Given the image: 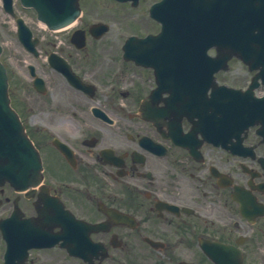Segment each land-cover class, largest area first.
<instances>
[{
    "label": "flooded vegetation",
    "instance_id": "obj_1",
    "mask_svg": "<svg viewBox=\"0 0 264 264\" xmlns=\"http://www.w3.org/2000/svg\"><path fill=\"white\" fill-rule=\"evenodd\" d=\"M157 1L80 0V17L59 30L23 17L30 49L14 19L2 27L10 103L40 152L43 181L27 190L0 184V264H214L202 243L230 244L242 264H264L256 127L214 143L194 138L197 118L178 119L165 94L141 107L154 69L123 47L159 31ZM217 1L196 6L202 25L228 15L231 0ZM239 2L264 15V0ZM98 23L108 25L101 34ZM254 73L233 57L217 78L245 88Z\"/></svg>",
    "mask_w": 264,
    "mask_h": 264
},
{
    "label": "water",
    "instance_id": "obj_2",
    "mask_svg": "<svg viewBox=\"0 0 264 264\" xmlns=\"http://www.w3.org/2000/svg\"><path fill=\"white\" fill-rule=\"evenodd\" d=\"M24 6L33 7L37 18L49 28H59L70 23L79 12L78 0H20ZM7 11L12 12V0H3ZM182 27H194V0H182ZM20 39L29 37L22 19L17 18ZM264 134V131H261ZM36 152L27 139L17 115L9 105L5 69L0 63V176L15 171L14 179L39 167ZM35 181L37 178L34 179ZM216 260H220L216 258ZM223 264V263H221Z\"/></svg>",
    "mask_w": 264,
    "mask_h": 264
},
{
    "label": "rangeland",
    "instance_id": "obj_3",
    "mask_svg": "<svg viewBox=\"0 0 264 264\" xmlns=\"http://www.w3.org/2000/svg\"><path fill=\"white\" fill-rule=\"evenodd\" d=\"M14 7H15V10L18 13L23 14L27 19H29L31 21L32 24H35L34 19L32 18L33 17V12L31 10H27V9L21 8L19 6V3H18L17 0H15ZM9 19H10L9 15H7L2 10L1 0H0V36H1V29H2V27H4V26H10L11 25V22H9ZM140 262H141V264H146V261L145 260H140Z\"/></svg>",
    "mask_w": 264,
    "mask_h": 264
}]
</instances>
